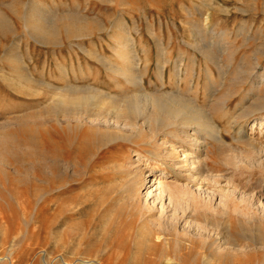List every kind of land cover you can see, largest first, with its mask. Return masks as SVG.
<instances>
[{
	"label": "rangeland",
	"instance_id": "obj_1",
	"mask_svg": "<svg viewBox=\"0 0 264 264\" xmlns=\"http://www.w3.org/2000/svg\"><path fill=\"white\" fill-rule=\"evenodd\" d=\"M34 3L49 12L41 22L50 35L46 41L35 39L28 27ZM0 18V264H87L93 258L98 264H167L163 255L169 250L181 262L204 264L202 254L186 247L192 239L217 235L212 227L192 221L186 203L156 188L157 174L149 170L155 161L147 160L134 143L119 147L85 141L95 135L88 128L93 121L101 129L115 127L112 118L103 122L109 109L119 106L121 121L129 112L123 96L137 88L111 91L113 75L100 61H118L117 49L128 39L138 64H150L149 92L175 88L169 82L162 86L157 78V63L167 51L175 58L181 50L187 64L196 60L199 70L207 62L214 71V80L201 70L200 79L193 81L194 88L200 81L198 104L221 130L220 140L206 139L200 149L210 172L201 181L191 176L194 168L161 180L188 190L209 213L223 210L229 200L239 205L231 224L244 248L243 264H264V244L251 240L264 238V182H257L264 176V113L241 117L264 96L251 85V74L264 71V0H0ZM197 27L207 38L210 59L198 50L204 41ZM242 27L250 32L249 39L221 35ZM94 113L103 121H95ZM76 114L87 131L73 126ZM255 118L262 123L249 124ZM177 144L185 160L183 151L191 152L193 145ZM164 148L171 150L169 143ZM113 156L120 163L125 159L132 170L147 163L134 205L128 176L116 174ZM161 167L167 166L157 169ZM159 231L163 243L155 246L148 235Z\"/></svg>",
	"mask_w": 264,
	"mask_h": 264
},
{
	"label": "bare ground",
	"instance_id": "obj_2",
	"mask_svg": "<svg viewBox=\"0 0 264 264\" xmlns=\"http://www.w3.org/2000/svg\"><path fill=\"white\" fill-rule=\"evenodd\" d=\"M34 4L36 5L37 3H34ZM31 6H32V4H31ZM34 9H35V11L33 10L34 13L31 14L30 16H28L29 19L27 20L28 21L27 22L28 27L30 28L29 30H31V31L33 30L32 36L39 37L41 39V41H43V39H44V41H46L50 35L49 36L47 35L48 31H46V28L42 25L41 22L42 21L45 22V20H48L47 15L49 12H48L47 8L43 5H36ZM205 18L209 19L210 17H205ZM50 19H52V18L50 17ZM3 21L4 20H2L0 18V22H3ZM206 22H207V20H206ZM207 25H208V23H207ZM207 25L205 26L206 28H207ZM5 26H9V25L5 24ZM73 27H75V26H73ZM194 27H196V26H194ZM206 28H204V29H206ZM198 29H199L198 30L199 35L202 37L201 41H204L203 43H200L198 45V50L202 53V55L205 57V59L206 58L210 59L211 58V52L209 51V49H207L208 45L205 44L206 42H208L205 40L207 38L205 37V35L203 33L204 31L200 30V28H198ZM201 29H203V28H201ZM207 29H209V28H207ZM5 30H7V29H5ZM0 31H1V29H0ZM79 33L81 34L82 32L80 31ZM195 35H197V33ZM221 35L225 37L224 39H226L229 35L230 36L235 35L238 38L239 37H245L246 39H249L251 36L250 32H248L243 27L238 29L237 33L225 32V33H222ZM257 36H259V35H257ZM36 37H35V39H37ZM56 39H58V38H56ZM125 42L126 43H124V46H123V44L121 45V46H123V48H121L120 50L117 49L118 55H119L118 61H112L109 59H101L100 61L102 63V66L109 73L108 76L109 75L111 76V74L113 75V77H112L113 80L111 81L112 85L110 87L111 91L120 90L122 93H124V92H127V89H126L127 87L137 88V90L134 91L136 93L133 95H126V94H124V96L122 95L124 97L123 99H125L124 101H126L129 104V112H128L127 116H125V118H123L124 120L121 121L120 120V119H122L121 114H123L124 111H122L119 106H116L115 108L109 109V111L107 113V115L109 117L105 118V119L102 118V119H104V121L103 120L102 121L104 123H109V119L112 118L114 121V125H115V127H113V128H116V129H113V128L111 129V127L109 126L110 124H107L108 126L105 125L107 127L106 129H101V126L99 125L101 123L95 124L93 121L92 123H90V125H88V128L94 130L95 135L90 137V138L86 135L87 137H86L85 141L87 142V144L89 142L100 143V144H108V143L114 142L119 147H121L124 142H128V143H134L137 145V147H140L139 148L140 152L145 154V156L147 157V160L155 161V165L150 166L149 170L153 171L152 173L157 174V177H154V180H155L154 185H156V188L167 191L171 200L174 198V200H177L178 202L186 203L191 208L192 214H190V218L192 219V221H195L198 224L203 223L206 226L212 227L213 231H215V234L217 235L216 239H213V238L212 239H209V238L203 239L202 238V240L201 239L200 240L192 239L191 245L186 247V249L189 252H192L194 249H196V251L199 253V255L202 254V258L204 259V264H243V259H242L240 253L243 251L242 249H244V248H243V245L237 241L236 234H234V232L232 231V224H231V220L234 218H237L234 216V211H235V208L237 209L239 205H237V204L233 203L231 200H229V202L226 205H224L223 210L218 211L216 214L209 213V212H207L206 209L203 210L204 206L201 205L197 201V199L195 198L194 195L191 194L192 195L191 197L188 195L190 193V192H188V190L182 189V187L179 188L178 185L169 183L167 180H161L162 176L169 175V174L176 176V175H179L180 173L185 174V171H189L191 168H194V170L196 169V171H194L192 169L191 170V174H192L191 176L194 178V180L201 181L203 179H206L207 178L206 173L210 172V168L208 166V163L205 160H202V158H201L200 149L203 146L205 147L206 144H208L207 143L208 141H206V139H213V141L220 140L221 130H220V126L218 124H216L213 121V119L211 118L210 113L208 111L204 110L198 104V100H199L198 97L200 94V91L198 88L200 86V81L198 82V79H200V77H201V70L206 72L207 77L209 79L210 78L212 79L214 77V74H213L214 71L208 67L207 62H206V65L201 64L200 65L201 67L199 70L197 69L198 64L196 63V60L195 61L193 60L192 64H187L186 56H185L186 53L181 51V50H180L178 56L175 58H173V56L171 55L172 54L171 51H169V53L167 51V53L165 55L163 54L164 57H161V59L157 63V66H156V69L158 70L157 78L159 79V82H161L162 86H164L166 83L169 82V84L173 85L175 88H173V90H171V91H164V92L161 91V89L158 90V88H157V91H160V94H159V92L155 93V91H154V93H152V92H149L148 90H146V87H145L147 77L149 76V73H150V64L146 63V64H144L143 67L141 64L139 65L138 64L139 62H137V60H136L137 57L135 56V53H134L135 51L129 50L132 48L131 45L133 44L131 39H128ZM224 44H223V42L221 44H219L220 50L224 49L223 48ZM13 46H14L13 48L15 51L16 44H14ZM212 48H213V46H212ZM225 49H226V47H225ZM212 56L214 57V55H212ZM194 59H196V58H194ZM217 59H215V60H217ZM119 60H120V62H123V63H119ZM13 61H14V59L12 60V62ZM209 61L212 62V59ZM217 64L219 65V63H217ZM224 68H225L224 65H220V67L218 69H219V71L222 70L224 72ZM226 68H227V66H226ZM167 73H168V76H167L168 78L166 79ZM251 76H253L251 78L252 89L259 90L260 92L261 91L264 92V71L261 73H255V74L252 73ZM195 77H198V79H197L198 85L196 88H194V85H193V81H194ZM220 78H221V75H220ZM67 79H69V78H67ZM120 79H122V80H120ZM213 80H214V78H213ZM213 80H211V82H213ZM182 83H184V84L186 83L187 86L185 85L183 87ZM150 85L153 86V82H150ZM207 86L208 87H206V89L209 88L210 84L208 83ZM212 86H214V85L211 84V87ZM201 89H202V87H201ZM69 90L71 91V89H69ZM209 91H206V92H209ZM202 92H204V91H202ZM190 93H194L195 95H197V97L190 95ZM204 94H206V93H204ZM211 94H213V93H211ZM90 95H92V94H90ZM90 95H89V97H90ZM91 98H93V97H91ZM113 98H115V96ZM204 98H206V97L204 96ZM75 100H76V98H75ZM96 100H97V98H96ZM108 101H106V102H108ZM206 101L209 102L208 99H206ZM210 101H211V99H210ZM92 102H95V101H92ZM243 102H244V100H243ZM239 103H242V102L239 101ZM102 104H103V102H102ZM90 105H91V102H90ZM103 106L101 105L100 107L106 108L107 103H106L105 107H103ZM206 106H209V105H206ZM79 107H80V105H79ZM96 107H98V106H96ZM80 108H82V107H80ZM92 109H94V108H92ZM100 110H102V109H100ZM258 112L264 113V96L260 97L259 101L257 103H254L253 105H251L250 108L246 109V111H243V113L241 114V117L249 118L251 115H255ZM90 113H92V112H90ZM76 116H77V114H76ZM99 116H100V114L94 113L95 121H97V122L99 120L101 121V119H99L100 118ZM102 117H104V116H102ZM89 118H90V116H89ZM76 119L78 120V122H77V124H73V126H75L77 129H84V132H85V130L87 131L88 128L86 127V123L83 121L82 117L78 115ZM259 121L261 124L262 119L255 118L253 120H250L249 124L253 123V126H255V125L258 126ZM55 126L57 128L56 124H55ZM128 126H130L131 128L127 129L126 127H128ZM229 126H231V124ZM241 131H243V129ZM160 141H162V142H160ZM166 143H169L170 148H171L170 151L165 150L164 144H166ZM176 143H178L177 144L178 146H180V145L181 146L193 145V147H192L193 150L191 152L188 153V152H186L187 150L183 151V154L185 155V160H182V158H180L181 154H179V152L177 151V148H176L177 146L175 145ZM141 153H139V154L141 155ZM113 159H114V161L112 162V164H113L112 168H113V170H116V174H118L120 176H124V175L128 176L129 181H127V182H128V186H129V191H131V199L133 201L132 204L134 205L136 202V198H137V196H138V194H139V192H140V190L144 184L143 171L146 169L145 166L147 163L139 165V167L135 168L134 170H132L130 168L131 169L130 170L127 166L128 162L125 161V159L122 160L121 163L116 159V156H113ZM144 159H146V158H144ZM160 166H167V167L166 168L161 167L163 169H157ZM168 167L171 168L170 171L167 169ZM172 175L170 177H172ZM181 176H183V175H181ZM257 182H264V176H262L261 178H258ZM173 183H175V182H173ZM232 207H234L233 210H232ZM136 211H138V210H136ZM139 211H140V209H139ZM139 214H140L139 219L141 221H143L144 220L143 213L140 211ZM219 215L222 216L223 219L217 218V216H219ZM225 217H227V218H225ZM239 222H240V220H239ZM173 235L175 236V234H173ZM152 237H154V239H151ZM162 238H164V237L162 236L160 231L159 232H152V234L150 233L148 235V239H150L151 240L150 242H153V245H155V246H160L163 243ZM178 239L179 238H176L175 240H176L177 244L179 245L180 242ZM251 240H253L254 243L256 242L257 244H259V243L264 244V238L261 236L260 237L259 236H252ZM165 245H166L167 249L170 246V244L168 245V242H165ZM179 248H180V245H179ZM181 249H183V248H181ZM236 251H239V252H236ZM163 256H164L163 260L167 264H187V261L181 262L178 260L177 256H175V257L171 256L170 250H169V252L167 251L166 253H164ZM195 261H197V260H195ZM96 262H97V264L99 263V261L94 259V258L86 260L87 264H93V263L96 264Z\"/></svg>",
	"mask_w": 264,
	"mask_h": 264
}]
</instances>
